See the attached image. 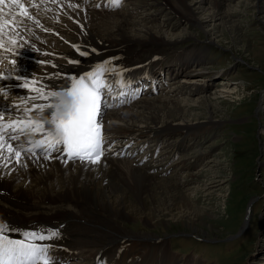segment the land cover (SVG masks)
<instances>
[{
    "label": "bare ground",
    "instance_id": "1",
    "mask_svg": "<svg viewBox=\"0 0 264 264\" xmlns=\"http://www.w3.org/2000/svg\"><path fill=\"white\" fill-rule=\"evenodd\" d=\"M53 1L64 8L66 13L76 17L84 27L83 31L86 34H82V30L74 27L66 19L64 21L67 24L62 21L58 22L56 25L58 29L67 34L73 40L74 45L79 46L80 51H86L89 54L81 56L77 50L60 45L51 36L42 33L28 34L24 39V43L26 45L34 44L42 51H52L53 56L50 55L49 60L52 61V65L60 73L79 72L93 61L102 59L107 55H126V61L136 58V63H143V59H149L158 54L155 50L157 49L156 46L152 47L156 44L160 48L167 47L166 50L160 53L161 55L171 56L179 50L174 45L180 41V38L176 42L177 39L172 38V34L165 32L162 27L160 29L158 25H138L139 23L132 20L133 12L129 13L127 10L120 9V11H89L87 4L71 3L70 0ZM156 1L158 3L154 2L157 5L164 3L173 11L175 10V13L177 12L178 15L189 21L190 24L198 27L204 32L207 38L206 41L208 40L207 42L210 43L212 42L210 40L213 39L211 37L213 33L209 34L210 29H205L209 20L201 18L199 14L209 6L214 10L221 8L222 12L224 9L229 10L223 7L225 5L219 3L218 0ZM253 1V6L255 4L261 6L260 4L263 2V0ZM231 2H234V0H231ZM146 4L143 0L142 6L144 9L147 8ZM52 9L57 10L56 7H52ZM159 9H162V7ZM222 12L215 14L214 17L220 21L225 20ZM44 14L37 16L36 22L42 23L45 28H48L54 20V14H50V12ZM150 17H145V21L149 22ZM131 22L138 26H130ZM32 25L30 24L29 27H32ZM101 25L104 31L97 28ZM157 27L158 29H156ZM217 29L221 31L228 30V32L234 34L232 38L227 35L230 36L233 43L239 42L240 39L236 36V29L233 25L222 22ZM123 44L130 45L123 51L117 50L116 53V50L113 51L114 48ZM147 44L150 47L147 48ZM101 50L105 53H102ZM202 50L201 47L195 48V51L198 52H202ZM70 60L79 61V63L76 66L69 65ZM6 66L9 67V65ZM60 81L64 82V79H60ZM190 86L189 81L182 80L177 87L184 88L188 92ZM223 88H221V92L224 91ZM225 92L230 91L226 90ZM213 99L215 100L216 97L206 98L205 95L189 98L185 96L149 98L139 102H144V104L140 106L138 103L137 109L126 108L119 112H111L109 116L118 120L115 122L116 125L111 126V129L127 132L142 127L148 131L155 129L157 133L161 131L169 133V131L177 130L178 134L183 130H187L188 133L193 129L203 128L206 123L214 127L218 124L216 122L220 123V120L212 118V115H214L213 108L218 107V103ZM49 102L52 101L29 99L23 102L21 107L32 108L33 104L40 105ZM188 102L195 104V107H199V111L204 109L200 113L206 115L210 121H192L190 117L193 114L188 111L190 110ZM152 105V111L145 110V106L152 107ZM162 105L163 107L166 106L165 111L162 110ZM258 107H260L259 104ZM258 107L257 110L253 108L255 117L258 116V111L260 112ZM33 113L35 115L33 119L43 120L46 132L51 131V126L46 123L50 117L39 111H33ZM186 114L189 118L185 116ZM161 116L166 120L161 119ZM172 117H177V122H173L174 119H169ZM208 119L205 118V120ZM262 127L258 125L259 129H262ZM257 134H260V132L256 130V136ZM39 135L38 132H32L29 137L32 141H35ZM263 141L257 143L259 160L264 159ZM8 145L6 139L0 141V223H10L13 228L18 230L9 231L7 234L10 238H20L19 232L25 230H58L60 233L59 238L38 241V243L52 245V253H61L60 257L73 258L76 256L84 259L87 257V251L84 250L85 246L99 245L96 252L98 254L99 252H107L111 249V245L119 240L133 237L139 241V244L124 243L121 246L124 251L118 257H113L112 261L116 264H134L133 262L126 263V258L129 255L128 250L139 254L146 238H158L159 236L151 234V232L148 233V231H142L138 234L133 233L126 228L127 222L137 221L139 218L138 220H141L144 225H150L153 222L162 220L163 217L170 218V220L175 219L190 231L203 232L194 223L203 225L205 228L208 227L204 222L205 220L201 218L203 213L197 211L201 210V207L196 210V206L195 208L192 206L188 195L181 192L185 193V190L178 191L167 181L168 177H159L161 178L159 179L157 175L147 173L143 166H134L129 160L103 159L98 163L73 162L63 164L50 161L42 156H24L20 153L17 157L15 150L11 152L8 150ZM169 178L171 177L169 176ZM196 184L198 186L199 182ZM204 192L201 191V193ZM212 238L218 239L220 237L214 236ZM127 247H129L128 250ZM169 260L170 258H168ZM261 263H264V259ZM85 264H92V262ZM137 264H142V262Z\"/></svg>",
    "mask_w": 264,
    "mask_h": 264
},
{
    "label": "rangeland",
    "instance_id": "2",
    "mask_svg": "<svg viewBox=\"0 0 264 264\" xmlns=\"http://www.w3.org/2000/svg\"><path fill=\"white\" fill-rule=\"evenodd\" d=\"M154 1L157 2L156 0H145V3H147L146 9L148 10H141L138 15L136 14V16L132 18V20L139 23L138 25H158L160 26V29L162 27L165 32H169L170 34H172V38L177 39L176 42L179 41L178 38H180V41L174 45L175 47L183 48L187 45H200L202 48H205V51L208 53L207 55L209 56L210 63H212V61L214 60V63L218 64L219 54L225 52L228 59L227 64H229V62L234 58L242 64L244 68L241 69L239 73L234 77L235 79L233 78L234 83L229 87L230 90L224 89V91L220 93L214 94L212 96L205 95V97H216V99H213V101L218 103V107L213 108L214 115H212V118L214 120H216L215 118H217V120H220V122L222 123H219V125H223L226 123L227 125L234 126V123L239 122V124L242 125L235 126L234 130L238 133L241 130H245L246 133L236 134L242 137L241 141L239 142H236V139H234V137L232 136L233 134L229 132L228 135L230 136V138L227 139L225 138V136H221V138H218L209 144V146L219 144V151L214 155L216 158L213 157L210 163H208V165L205 167V169L195 177L197 179L196 183L199 182L198 186L196 184L193 187H189V189L183 187L178 188L176 187L177 181L174 180L172 182L167 180L178 191H181V189L185 190V193L183 191L181 192L188 195L191 200L190 202L192 206L194 208L196 206V210L201 207V210L197 211L201 214L203 213L201 215V218L205 220L204 222L208 225V227L205 228V226L199 225L197 223H194V225H197V228H201V231L203 232L190 231L189 229L185 228L182 223L176 221L175 219L170 220V218L163 217L162 220L153 222L150 225H144V223L141 220H138V218L137 221L134 220L127 222L126 228L131 232L137 234L142 231H148V233L151 232V234H156L158 236L164 234L185 232L191 233L194 236L198 235L199 237L205 238L221 236L223 234H227L226 232L230 231L234 232L241 220V217L244 218V215L246 213V211H243L244 203L247 199H249V197L253 196V193L246 189L242 182L245 181L247 183L250 180L251 175H255L256 170L253 169V165H258V161L254 162V157L258 155V144L255 142L257 137L255 123L257 124L258 119H256L255 117L254 109L258 107V104L260 102L257 98V95L255 94L254 96V93H256L258 89L263 86L264 78V73H261L263 72L262 70H264V17H262L264 16V0L260 4L261 6H258V4H255L253 6V0H236L235 3H232L231 0H218L219 3L225 5L223 7L228 8L229 10L224 9V11L222 12L221 8L219 10H214L209 6L201 13L199 12V16H201V18H206L207 20H209L205 29H210L208 31L209 34L213 33V36H211L213 39L208 37L209 39H211L210 41H212V43L207 45H205V40L207 38L205 37L204 32H202L198 27L190 24L189 21L178 15L177 12L175 13V10L173 11L163 2V4L157 5L158 2L155 3ZM135 2L136 1H133L136 6L137 3ZM160 7H166V13H169V16L164 15V13L159 15L164 16L165 24H161L156 21L157 18L154 19V21L153 19L148 20L149 22L145 21V18H141L142 13H145L147 11L148 13H151V17H153V15L158 12L157 10H160ZM221 12L225 16V20L223 21H220L219 19H216L214 17L215 14ZM196 13L195 15L197 16ZM143 17H145V15H143ZM222 22L233 25V27L236 29V36L240 39L239 42L233 43V40H231V38L234 37V34L228 32V30L221 31L220 29H217L218 25L222 24ZM171 24L172 26H170ZM132 25L138 26L137 24H133L131 22L130 26ZM97 28L101 31H104L102 29V25ZM156 29H158V27ZM227 35H230L231 38ZM192 38H194L195 40H193ZM160 44L162 45L161 42ZM158 49L159 48L155 50ZM163 55L165 56L166 54ZM211 65L212 64L208 65L210 69L212 68ZM215 67L216 66H214L213 68ZM259 69H262L260 70L261 72L259 71ZM259 80L262 81V83ZM246 86H252V88L247 89ZM226 90L230 92L227 93L225 92ZM200 100L202 99L200 98ZM245 101L249 102L244 104L245 108L239 105ZM188 103L190 104V102ZM143 104L144 102L140 103V106H143ZM184 106L186 107V105ZM145 107L146 111H152L153 109V105L152 107ZM165 107H163L162 110L165 111ZM188 108H190V110H188L189 113L193 114L190 117L192 121H210V119H208L206 115H202L200 113L203 112L204 109H201V111H199V107H195V104L188 105ZM185 116L189 118L187 114ZM261 117H264V114ZM261 117L260 115H258V118H260L259 120H261ZM205 118L208 120H205ZM161 119L166 120V118H162V116ZM169 119H174L173 122H177L178 118L172 117ZM240 120L242 121L240 122ZM246 122L248 123L244 124ZM205 125H207V123ZM263 127V133L260 134L262 140H264ZM218 129H221V127H218ZM172 132L177 133V130L169 131V133ZM251 134H253V137L251 136ZM222 141H224L225 143L224 146ZM232 158L234 159L233 166ZM231 167H233L234 172L239 173V177L236 180L230 182L229 195V193H226L227 186L229 184V180L234 179V176L230 171ZM260 174L262 175V178L264 180V168L260 170ZM206 189L208 191L212 190L209 192L213 193L212 197L209 198V200H207L205 192L201 193L202 190L205 191ZM225 203L228 215L227 218L223 217V208L225 207ZM133 218L135 219V217ZM252 219L253 220L250 229L237 240L216 245H207V242L196 243L193 241L191 248L199 252V255H202L204 253L206 256H210L212 261L214 262L213 264H243V261L250 254V251L255 247V240H253V238L251 239V237H253L254 235L257 236L258 233L255 232L258 224L257 218L253 217ZM262 245H264V242ZM85 247L87 248L85 249L88 251L90 248H96V246H93V244ZM262 250H264V248H262ZM263 259L264 258H262V260ZM262 260L261 258H258V263L262 264Z\"/></svg>",
    "mask_w": 264,
    "mask_h": 264
},
{
    "label": "snow or ice",
    "instance_id": "3",
    "mask_svg": "<svg viewBox=\"0 0 264 264\" xmlns=\"http://www.w3.org/2000/svg\"><path fill=\"white\" fill-rule=\"evenodd\" d=\"M119 0H113L114 5H118ZM11 5H16L19 12L12 10ZM0 17L5 15L20 16V20L11 21L0 19V37L8 35L7 29L15 34L16 29L23 23L24 19H33L29 10L20 0H0ZM4 7H8L6 13ZM35 7V5H33ZM11 39V37H9ZM15 43V40L11 41ZM3 41L0 39V47ZM79 55L86 56L89 53L80 51L79 46L74 45ZM95 51V50H93ZM13 64L15 71L16 61ZM69 63H79V61H69ZM110 61H104L93 66L91 71L79 76L67 77L69 83L57 92L47 90V86H37V81L23 80L17 86L29 89L37 95L31 99H42L52 101L45 104H33L32 108L24 109L25 112L39 111L50 118L47 124L51 126V131L45 134L43 140L39 141L46 149H54L66 153L69 159H79L80 161L98 163L103 155V144L105 137L103 134V110L108 107L104 96L106 90H110L105 82L104 76L110 69ZM0 73V79H7ZM17 80H21L19 75ZM2 91V88H0ZM3 114L0 113V120ZM23 125V127H21ZM45 128L43 120H33L31 117L27 121L17 119L11 120L8 124H0V141L5 139L6 130L9 139H17L13 133L24 132L30 129L32 132H42ZM8 150L13 151L12 145H8ZM31 151V149H29ZM20 152H16L18 157ZM48 158V157H45ZM9 231H18L10 223H0V264H55L52 255L53 246L38 241H48L59 238V231L53 229L25 230L19 232L20 238H10ZM47 233V234H45Z\"/></svg>",
    "mask_w": 264,
    "mask_h": 264
}]
</instances>
